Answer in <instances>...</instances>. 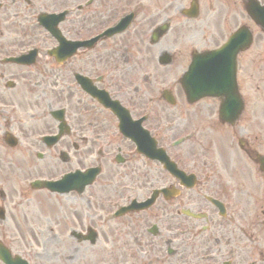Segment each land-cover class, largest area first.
Here are the masks:
<instances>
[{"label":"flooded vegetation","instance_id":"af4514ba","mask_svg":"<svg viewBox=\"0 0 264 264\" xmlns=\"http://www.w3.org/2000/svg\"><path fill=\"white\" fill-rule=\"evenodd\" d=\"M189 2L0 0V22L33 24L31 31L0 30V52L35 50L32 64H0V129L15 138L16 179L100 167L91 185L63 195L64 211L54 215L67 228L95 234L92 243L65 240L78 253L77 264H264V197L257 206L263 179L256 161L257 153L264 154V127L257 126L258 112L243 111L230 125L219 120L217 99L187 105L178 90L192 54L217 48L243 24L242 5L196 0L189 17L183 13ZM134 5L123 31L87 42L62 64L48 56L54 40L35 26L41 13L67 11L60 23L64 37L89 41ZM165 52L171 63L161 62ZM74 74L84 77L83 88ZM102 93L127 110L123 127L96 100ZM170 93L178 99L174 105L167 102ZM241 93L245 98L244 88ZM59 108L66 125L46 143L58 132L52 112ZM143 130L178 169L195 176L193 187L135 151ZM188 133V141L173 143ZM33 243L35 238L3 240L12 257L41 264Z\"/></svg>","mask_w":264,"mask_h":264},{"label":"rangeland","instance_id":"374dc122","mask_svg":"<svg viewBox=\"0 0 264 264\" xmlns=\"http://www.w3.org/2000/svg\"><path fill=\"white\" fill-rule=\"evenodd\" d=\"M11 29H14L13 27H11ZM264 39L255 40L254 43V48L249 52V54L251 55H255L257 51L260 50V46H264L263 42ZM242 70L239 71V78L240 80L242 79L243 84L245 85V88L248 89H252V83H255V79H250L249 78V74L253 73L252 71H250V67L248 65V56L246 55L243 58L242 61ZM254 77V76H253ZM260 104L258 105V109L260 111V114L264 112V91L261 92L260 94ZM200 153H202L204 156H206L207 158H215L218 156V152L213 151L212 153L206 152L203 153V151H199ZM13 200H15V198H7L6 202L5 200H3L0 197V206H4L5 209V220L1 221L0 220V235H8V236H19L18 234V230H17V224H16V219H18V215L16 214V210L14 208L13 205ZM35 224H37L35 222ZM44 225V224H43ZM40 229V231L35 230L33 231L34 235L36 236V239L41 240L43 238V243L44 244V249L47 250L46 252L49 253V250H51L53 253L52 254H47L46 256H44L43 260H41L42 264H77V255L78 253L76 252H71L69 250V246L67 244V242L65 243V245L63 247H60L61 245H54L53 248L49 247V243L52 242L56 243L57 241H63L62 239L64 238V232L60 231L58 228L56 230H54L53 232H50L48 230L47 227H43V226H39L38 227ZM59 231L62 235V237H60L59 233L57 232ZM25 234V237L28 238L30 237V233L29 230L27 231H23ZM66 233V232H65ZM39 249H41V247H39ZM69 251V256H67L66 258H62L60 255L61 253H67Z\"/></svg>","mask_w":264,"mask_h":264},{"label":"water","instance_id":"95a60500","mask_svg":"<svg viewBox=\"0 0 264 264\" xmlns=\"http://www.w3.org/2000/svg\"><path fill=\"white\" fill-rule=\"evenodd\" d=\"M226 102H232V97L231 96H229V98L226 100Z\"/></svg>","mask_w":264,"mask_h":264}]
</instances>
